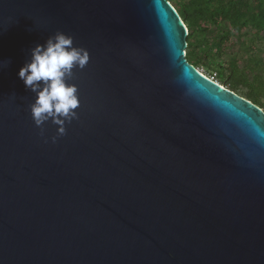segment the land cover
<instances>
[{"label":"water","instance_id":"95a60500","mask_svg":"<svg viewBox=\"0 0 264 264\" xmlns=\"http://www.w3.org/2000/svg\"><path fill=\"white\" fill-rule=\"evenodd\" d=\"M57 31L90 60L53 143L18 73ZM187 36L168 0H0V264H264V111Z\"/></svg>","mask_w":264,"mask_h":264},{"label":"trees","instance_id":"16d2710c","mask_svg":"<svg viewBox=\"0 0 264 264\" xmlns=\"http://www.w3.org/2000/svg\"><path fill=\"white\" fill-rule=\"evenodd\" d=\"M188 29L186 59L196 69L217 74L228 90L239 95L251 82L264 89V75L252 74L246 41H264V0H168ZM252 43V42H251ZM238 46V53L230 54ZM246 79L236 80L238 71ZM264 110V92L241 96Z\"/></svg>","mask_w":264,"mask_h":264},{"label":"clouds","instance_id":"9594fccd","mask_svg":"<svg viewBox=\"0 0 264 264\" xmlns=\"http://www.w3.org/2000/svg\"><path fill=\"white\" fill-rule=\"evenodd\" d=\"M75 38L57 31L45 43L30 50V61L20 69L18 76L26 90L35 96L30 106L36 127L44 134V125L51 121L57 126V135L52 142L66 134V125L79 119L81 101L78 87L69 83L88 65L90 54L87 49L75 46ZM9 62L5 61L7 66ZM47 142V141H46Z\"/></svg>","mask_w":264,"mask_h":264},{"label":"rangeland","instance_id":"374dc122","mask_svg":"<svg viewBox=\"0 0 264 264\" xmlns=\"http://www.w3.org/2000/svg\"><path fill=\"white\" fill-rule=\"evenodd\" d=\"M246 43L247 44L244 45L243 49H250V52L248 53V54H250L249 57L252 59V64H251L252 70L250 69V71L252 72V74L264 75V41H246ZM238 49H239V47L236 46L231 51L230 54L238 53ZM197 70L201 74L206 75V76H211L212 77L214 75V74L213 75H209L206 72V70H204L203 68H199ZM244 73L245 72H243L242 70L238 71L235 79L236 80H243L244 78L246 79V76H245ZM252 80H253V78L250 79V85L252 87H250L249 90H247V89H241L242 93H238L239 96H243V94L245 95V93H247L248 91L254 92L255 95H258V94L264 92L263 86H261L257 82H251ZM218 82L220 84H222V82H220L219 80H218ZM224 88L227 89L228 87L227 86H224Z\"/></svg>","mask_w":264,"mask_h":264},{"label":"built area","instance_id":"2783aa9c","mask_svg":"<svg viewBox=\"0 0 264 264\" xmlns=\"http://www.w3.org/2000/svg\"><path fill=\"white\" fill-rule=\"evenodd\" d=\"M203 75V74H202ZM206 78H208L209 80H211V81H213V82H215V83H217V84H219V85H221L219 82H218V78H217V74L216 73H214V75L211 77V76H206V75H204ZM224 87V86H223Z\"/></svg>","mask_w":264,"mask_h":264}]
</instances>
